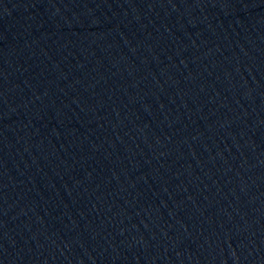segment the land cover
Here are the masks:
<instances>
[{
  "label": "water",
  "instance_id": "1",
  "mask_svg": "<svg viewBox=\"0 0 264 264\" xmlns=\"http://www.w3.org/2000/svg\"><path fill=\"white\" fill-rule=\"evenodd\" d=\"M0 264H264V0H0Z\"/></svg>",
  "mask_w": 264,
  "mask_h": 264
}]
</instances>
